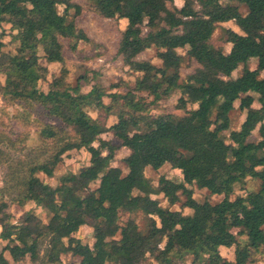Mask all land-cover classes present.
<instances>
[{
  "label": "trees",
  "instance_id": "obj_1",
  "mask_svg": "<svg viewBox=\"0 0 264 264\" xmlns=\"http://www.w3.org/2000/svg\"><path fill=\"white\" fill-rule=\"evenodd\" d=\"M183 1L178 6L175 0H86L96 15L127 21L117 54L136 78L131 86L127 81L111 85L128 86L127 91H109L99 82L83 91L81 81L90 84V78L85 73L76 85L68 80L66 46L74 51L90 40L79 24L85 5L76 0H0V97L17 106L14 115L6 111L0 122V163L8 167L0 189L5 251L48 263L71 254L81 258L79 264H144L149 257L157 264H173L190 255L192 264H235L221 252L222 246H235L242 256L237 262L246 264L250 246L264 243V0ZM230 21L242 34L235 37L225 27ZM219 27L232 42L227 56L212 42ZM7 28L16 44L13 52L4 50ZM180 48H187L186 54ZM149 49L160 63L141 58ZM187 57L197 66L183 79ZM251 60H256L255 68L249 66ZM52 63L62 67L49 79ZM241 66L243 72L235 75ZM40 82L47 86L41 88ZM176 92L192 107L184 114H152ZM237 103L246 110L239 130L232 129L231 116ZM92 108L115 115L117 122L108 127L91 114ZM14 120L23 131L12 129ZM34 123L41 126L43 145L26 151ZM257 128L261 139L253 141ZM110 131L119 145L102 138ZM128 145L132 150L123 159L125 173L112 161L116 150ZM83 148L91 154L89 165L63 174L56 185L43 178L53 177L70 151ZM166 164L223 198L200 202L186 182L165 175L155 187L146 170ZM249 178L261 180L257 190L246 189ZM237 185L242 193L232 197ZM161 193L171 204L185 195L183 206L192 213L164 207L154 197ZM29 202L48 219L29 211L14 223L11 205ZM135 211L149 217L147 230L133 218L121 223L122 212ZM85 225L93 229V245L77 235Z\"/></svg>",
  "mask_w": 264,
  "mask_h": 264
},
{
  "label": "rangeland",
  "instance_id": "obj_2",
  "mask_svg": "<svg viewBox=\"0 0 264 264\" xmlns=\"http://www.w3.org/2000/svg\"><path fill=\"white\" fill-rule=\"evenodd\" d=\"M76 1L85 5V11L79 17V24L87 29L90 35V40L81 41L77 49L74 51L71 50L70 46H66L67 66L70 68V75L68 80L72 82L73 85H76L79 82L80 76L88 73L90 84H86L85 80H82L81 83L83 85V91H88L91 88V85L96 82L101 83L109 91H127L128 86L116 87L114 89L111 88V85L126 81L131 86V84L133 85L136 78V74L131 73L128 68L124 66L121 57L117 54L121 34L127 26V21L125 19L119 18H103L96 15L92 10H90V7L88 5L86 6V0ZM183 3V0H175V4L178 6H182ZM60 10L63 11L64 6H60ZM225 27L231 29L234 32L235 37L242 34L240 27L234 21L226 23ZM4 39L6 41L4 50L13 52L15 50L16 44L11 42L9 28H7V30L5 31ZM212 42L215 46L222 47L224 49V56H227L231 53L232 42L227 41V36L225 35L222 27H219L216 30L212 38ZM179 52L182 54H186L187 48H180ZM141 58L151 59L156 63H160V60L156 57V51L154 49L147 50L141 55ZM196 66L197 64L187 57L182 67L183 79H185L189 73L194 71V68ZM249 66L251 68H255L257 66L256 60H251ZM60 67H62L61 64H58L56 67L51 68L49 79L59 73L61 69ZM243 69L244 66L239 67V69H237V71L235 72V75H239L240 73H242ZM46 86V83L40 82L41 88H45ZM254 95L255 97H258V94L254 93ZM254 106L261 107L258 101H255ZM16 107L17 106L12 105L10 101L0 97V122L2 121L4 113H6V111H9L10 115H14ZM188 107L192 106H189L187 101H185V99L182 97L181 93L176 92L171 97L163 99L160 103H158V105L154 107L152 114L154 113L159 115L162 113L172 112L176 114H184V111ZM39 109L41 110L42 108ZM90 112L95 117H98V119H100V121L108 127L113 126L118 120L115 115H107V113H105L103 110L92 108L90 109ZM36 113L38 116H40L39 112ZM231 116L232 129H241L242 124L246 120V110L241 109L239 107V103H237V107L234 111H232ZM166 123H168V119L165 120V124ZM21 125L22 124L21 122H19V120L12 121V129L14 131H23L24 127ZM110 133L113 136L107 137L106 140L110 141L111 144L119 145L121 143V140L114 135V132L110 131ZM228 133L229 131L227 132V134ZM260 139L261 137L259 134V128H257L253 132L251 140L258 141ZM18 145L21 147L22 144L18 142ZM40 145H43V141L41 138V126H37L34 123L32 129H30V138L26 143V151L35 147H39ZM109 148L110 147L107 146L105 151H108ZM131 150V145L120 147L116 150V156L112 161L114 165L121 166L125 173L128 171V169L123 159ZM90 158L91 154L85 149L70 151L64 157L63 161L60 162L57 166L54 176L49 177L43 174V178L49 183L56 185L58 183L59 177H61L63 174L68 172H79L82 168L86 167L90 161ZM7 171V165L0 163V189L6 185L5 177ZM146 175L150 178L155 187H158L159 179L162 175H165L168 178L174 180L184 181L189 188L193 189L194 198H196L200 202H203L205 200L217 202L223 198V195L212 194L206 188H199L196 184L186 178L184 171L173 168L170 164L164 165L159 170H155L149 167L146 170ZM96 185L97 184H93V187H96ZM260 185L261 180L259 178H249L245 184L248 191L257 190ZM240 193H242L241 185H237L235 194H233L232 197H235ZM154 197L158 198L164 207L182 210L186 214L192 213L191 208L183 206V201H185L186 199V196L183 194H181L182 201L176 204H171L167 197L162 193L154 195ZM7 198L10 199L9 196ZM9 210L14 215V218L12 219L14 223H18V221L24 219L29 211H34L45 221L48 219L46 212L42 208L36 206L33 202L27 203V205L24 207H20L19 205L13 203ZM153 217L158 222V218L156 216ZM130 218L135 219L142 230H147L150 220L143 211H135L132 213L122 212L121 223H125ZM1 232L2 227L0 224V235ZM78 234L83 238L85 243H89L91 245L94 244L93 229L90 226L85 225L81 227L77 235ZM241 238L244 240H249V237L246 235L241 236ZM7 243L8 242L2 239L0 236V252H4L1 260L4 264H79L81 260V258L78 256L63 254L61 260L56 263L43 262L42 258L37 262H33L29 254L17 251L14 255L10 251H5L4 247L7 245ZM45 247L46 245H44V247L42 248L41 257L44 255ZM250 249L252 254L249 259L250 261L246 264H264V243H262L258 247L250 246ZM221 252L226 258L235 261V264H241L237 261L242 259V256L236 255L235 246L223 247ZM192 260L193 257L190 255L186 257V259H176L173 264H192ZM144 264L157 263L152 257H149L146 259Z\"/></svg>",
  "mask_w": 264,
  "mask_h": 264
},
{
  "label": "crops",
  "instance_id": "obj_3",
  "mask_svg": "<svg viewBox=\"0 0 264 264\" xmlns=\"http://www.w3.org/2000/svg\"><path fill=\"white\" fill-rule=\"evenodd\" d=\"M225 25H226V23H225ZM58 64H60V63H52V64L50 65V69L53 68V67H56ZM179 93H180V92H179ZM111 136H113V135H112L110 132H106V133L102 134V138L105 139V140H106L107 137H111ZM108 140H109V139H108ZM95 145L98 146V145H99V142L97 141V142L95 143ZM83 149H84V148H83ZM81 150H82V149H81ZM85 150H86V149H85ZM86 151H87V150H86ZM128 154H129V153H128ZM128 154H127V155H128ZM90 159H91V158H90ZM89 164H90V161H89L88 165H89ZM223 247H225V246H222V247H221V250H222Z\"/></svg>",
  "mask_w": 264,
  "mask_h": 264
},
{
  "label": "water",
  "instance_id": "obj_4",
  "mask_svg": "<svg viewBox=\"0 0 264 264\" xmlns=\"http://www.w3.org/2000/svg\"><path fill=\"white\" fill-rule=\"evenodd\" d=\"M154 114V113H153Z\"/></svg>",
  "mask_w": 264,
  "mask_h": 264
}]
</instances>
